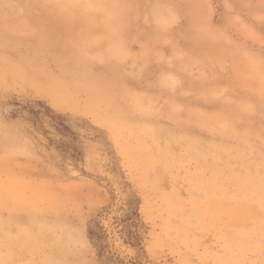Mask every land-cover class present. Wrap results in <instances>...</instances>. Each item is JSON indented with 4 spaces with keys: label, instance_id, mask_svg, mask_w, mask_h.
<instances>
[{
    "label": "rangeland",
    "instance_id": "1",
    "mask_svg": "<svg viewBox=\"0 0 264 264\" xmlns=\"http://www.w3.org/2000/svg\"><path fill=\"white\" fill-rule=\"evenodd\" d=\"M86 1L0 0V264H264V0Z\"/></svg>",
    "mask_w": 264,
    "mask_h": 264
},
{
    "label": "bare ground",
    "instance_id": "2",
    "mask_svg": "<svg viewBox=\"0 0 264 264\" xmlns=\"http://www.w3.org/2000/svg\"><path fill=\"white\" fill-rule=\"evenodd\" d=\"M19 2V1H18ZM68 2V3H67ZM67 2H66V0H64V3H67V4H71L72 5V3L74 2V0H67ZM75 2H76V5L78 4V5H83L84 7H86V5L85 4H87L88 6H89V3L86 1V0H75ZM40 3V2H39ZM49 3V2H48ZM41 4V3H40ZM75 4V3H74ZM94 4H95V0H94ZM103 4V3H102ZM62 5V4H61ZM60 5V6H61ZM70 5V6H71ZM76 5H74V6H76ZM93 5V4H92ZM111 5V4H110ZM88 6H87V8L86 9H88ZM84 7H81V8H84ZM0 8H2V7H0ZM62 8V7H61ZM65 8H67V6L65 7ZM64 8V9H65ZM63 9V8H62ZM81 10H83V9H81ZM84 11V10H83ZM86 11V10H85ZM1 12V11H0ZM109 15V14H108ZM107 15V16H108ZM2 16V15H1ZM55 16V15H54ZM15 17V16H14ZM26 18V17H25ZM55 18V17H54ZM8 19V18H7ZM0 22H1V20H0ZM14 22V21H13ZM125 23V22H124ZM124 26H125V29H126V26L127 25H125L124 24ZM127 28H128V26H127ZM123 30H124V28H123ZM128 30V29H127ZM84 52V54H85V51H83ZM110 52V51H109ZM170 56V55H169ZM141 57V56H140ZM189 62V61H188ZM180 63V62H179ZM162 65V64H161ZM71 75V74H70ZM73 79V78H72ZM53 82H54V80H53ZM93 82V81H92ZM91 82V83H92ZM49 83V82H48ZM83 85H85L86 86V84L85 83H83ZM106 85V84H105ZM198 85V84H197ZM69 86V85H68ZM107 86V85H106ZM70 87V86H69ZM110 87H111V85H110ZM170 90V89H169ZM74 92H81V91H92V98L90 97V101H89V104H88V106L89 107H91L92 109H95V105H97L98 103H100V102H102V100H104L103 98H105L106 99V96L104 95V94H95V84L94 83H92V84H90L89 86H87L86 88H75L74 90H73ZM159 91V90H158ZM48 92L50 93V96H51V98L53 99V101H55V102H57V103H61V104H63L64 102H66V101H68L71 97H72V95H71V93L70 92H68L67 91V89H66V87H65V84H64V81L62 82V81H58V82H55V83H53L52 84V86L48 89ZM197 94V93H196ZM96 96V97H95ZM167 97V96H166ZM166 99V98H165ZM180 101V100H179ZM169 103V102H168ZM177 104V103H176ZM186 112V111H185ZM171 113V112H170ZM174 114V113H173ZM166 121H168V120H166ZM176 121V120H175ZM189 121V120H188ZM193 121V120H192ZM177 122V121H176ZM190 122V121H189ZM200 124V123H199ZM140 126V125H139ZM112 127V126H111ZM129 128H131V127H129ZM137 128V127H136ZM154 128V127H153ZM134 129H135V127H134ZM133 129V130H134ZM137 130V129H136ZM151 128H150V126L149 127H146V128H143V132L145 133V134H150V135H152L151 134ZM194 131V130H193ZM138 132V131H137ZM136 132V133H137ZM141 133V132H140ZM166 133H168V132H166ZM171 133V132H170ZM206 133V132H205ZM142 134V133H141ZM163 134V133H162ZM181 134V133H180ZM184 133H182V135H183ZM163 135H165V134H163ZM167 135V134H166ZM206 135H207V133H206ZM133 136V135H132ZM141 136V135H140ZM143 136V135H142ZM149 136V135H148ZM181 136V135H180ZM136 137H137V135H136ZM145 137L146 136H144V138L143 139H145ZM161 137V136H160ZM165 137H167V136H165ZM141 138V137H140ZM152 138V137H151ZM173 138V137H172ZM176 138V137H175ZM149 139V138H148ZM158 139V138H157ZM156 139V140H157ZM183 139H185V138H183ZM182 139V140H183ZM136 140V139H135ZM141 140V139H140ZM146 140V139H145ZM151 140V139H150ZM155 140V139H154ZM175 140V139H174ZM178 140H179V138H178ZM181 140V141H182ZM147 141V140H146ZM158 142H159V140H157ZM166 141V140H165ZM185 141V140H184ZM138 142V141H137ZM144 142V141H143ZM142 142V143H143ZM149 142V141H148ZM151 142V141H150ZM167 142V141H166ZM172 142V141H171ZM170 142V143H171ZM139 144V143H138ZM178 144V143H177ZM143 145V144H142ZM166 145V144H165ZM147 146V145H146ZM150 146V145H149ZM152 146V145H151ZM160 146V145H159ZM168 146H169V144H168ZM161 147V146H160ZM159 147V148H160ZM162 147H164L163 146V144H162ZM148 148V147H147ZM151 148V147H150ZM152 149V148H151ZM150 149V150H151ZM156 149V148H155ZM163 149V148H162ZM167 149H169V148H167ZM135 150H136V148H135ZM159 150V149H158ZM155 151V150H154ZM173 154V153H172ZM164 156H165V154H164ZM156 159V158H155ZM158 160V159H157ZM165 162V161H164ZM164 165V164H163ZM173 173V172H172ZM222 176V175H221ZM220 176V177H221ZM222 178V177H221ZM1 187V186H0ZM1 190V189H0ZM2 191V190H1ZM255 196V195H254ZM258 199H261V198H258ZM1 200V199H0ZM262 200V199H261ZM220 213H224L225 215H227L228 216V219L231 221H229L230 222V224H232V223H235V224H237V223H241V221L243 220V219H249L251 216H252V214H253V211H252V209L248 206V205H245V204H242V203H240V202H238V203H236L231 209L228 207V208H225L224 206H222L221 204H217V206L213 209V211L211 212V217L213 218H216V219H219V214ZM218 217V218H217ZM243 218V219H242ZM264 226V225H263ZM264 231V230H263ZM38 233H42V232H38ZM35 236V235H34ZM32 244H33V246H36V245H40V241L39 240H36V241H33L32 242ZM24 247V246H23ZM14 251V250H13Z\"/></svg>",
    "mask_w": 264,
    "mask_h": 264
}]
</instances>
